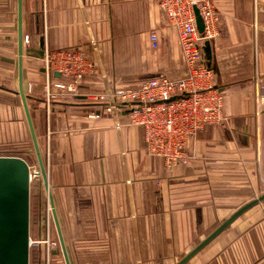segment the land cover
Masks as SVG:
<instances>
[{"label":"crops","instance_id":"crops-1","mask_svg":"<svg viewBox=\"0 0 264 264\" xmlns=\"http://www.w3.org/2000/svg\"><path fill=\"white\" fill-rule=\"evenodd\" d=\"M215 2L220 34L205 60L228 120L190 139L192 157L168 173L163 159L147 153L141 126L123 113L88 117L98 105L85 97L107 82L129 87L119 81L120 68H133L137 85L183 73L178 32L156 0H23L24 85L38 89L29 105L72 264H157L160 245L194 244L187 254L240 208L231 200L247 183L264 181V10L251 0ZM48 49L85 51L107 77L86 79L77 95L47 108L38 92ZM16 76L18 82V0H0V84L14 85ZM0 134L32 142L22 105L0 104ZM260 204L186 264H264Z\"/></svg>","mask_w":264,"mask_h":264},{"label":"built area","instance_id":"built-area-1","mask_svg":"<svg viewBox=\"0 0 264 264\" xmlns=\"http://www.w3.org/2000/svg\"><path fill=\"white\" fill-rule=\"evenodd\" d=\"M156 2L178 32L184 59L183 73L177 77L151 78L132 87L118 88L108 84L106 89L89 91L85 97L98 105L88 117L123 113L131 124L141 126L147 153L163 159L169 170L190 160L192 156L187 150L190 139L207 126L222 124L228 117L223 112L224 95L215 84V71L205 60L206 43L220 34L215 0ZM196 9L204 24L203 32L198 29ZM150 39L153 47L157 48L159 36L156 31L150 33ZM28 40L26 36L25 41ZM41 60L46 81L38 93L43 94L47 108L52 101L68 100L77 95L86 79L107 77L99 64L82 50L48 49ZM54 73H59L60 77H55ZM24 88L29 96L37 92L34 82L25 84ZM173 97L175 99L171 100ZM31 169L37 171L35 166ZM49 226L46 221L44 238L30 239V245L37 247L43 244V240L48 255L54 254L58 246L57 241L50 240Z\"/></svg>","mask_w":264,"mask_h":264},{"label":"water","instance_id":"water-1","mask_svg":"<svg viewBox=\"0 0 264 264\" xmlns=\"http://www.w3.org/2000/svg\"><path fill=\"white\" fill-rule=\"evenodd\" d=\"M195 11L198 29L200 32H203V21L199 15V11L197 9ZM204 50L208 55L211 54L210 42L206 43ZM23 57V0H18V91H16V93L21 98L31 134L37 159V171L32 170L29 163L21 157L0 155V264H30V197L32 173L38 177H42L44 189L48 194L53 222L60 243V249L56 250L54 253H62L65 264H72L56 210L54 196L50 188L46 164L35 129L29 105L30 96L25 92L24 88ZM54 76L59 77L60 74L54 73ZM173 99H175V97L171 100ZM261 202H264V193L236 210L176 264H186L222 231L229 227L238 217Z\"/></svg>","mask_w":264,"mask_h":264},{"label":"rangeland","instance_id":"rangeland-1","mask_svg":"<svg viewBox=\"0 0 264 264\" xmlns=\"http://www.w3.org/2000/svg\"><path fill=\"white\" fill-rule=\"evenodd\" d=\"M251 1L252 3H254V6L256 5L258 7L259 10H264V0H251ZM40 63H41L40 65H42V60L40 61ZM131 69L133 68L118 69L119 70L118 71L119 81L121 84H124V86H129V87L136 86L138 81L131 82V80H135L137 78L141 80L140 77H135V75H138V74H135L136 72L134 71L132 72ZM139 70L143 71L144 73L146 72L145 68L139 69ZM121 81H128V82L124 83ZM44 83L41 84L42 88H43ZM107 85H108V82H107ZM111 87H115V86L111 85ZM16 91H18L17 76L15 79L14 85L11 82L8 83L7 81L4 83H1L0 84V104L4 106H8L12 104L22 105L21 98L16 93ZM39 91L41 90L39 89ZM41 97H44L43 94H41ZM128 124L134 125L130 123L129 118H128ZM134 126H139V125H134ZM15 136L18 137V135H16V132H15ZM7 139H8L7 137L5 140L3 138L0 139V155L18 156V157L25 159L29 163V165L37 167L36 155L34 152V148L32 146V142H30V138L20 140L21 141V144L19 143L20 145L15 144L13 140L8 141ZM144 140H145V134H144ZM24 141H26V144H24ZM187 163L188 162L184 164H187ZM184 164H177L176 167H174L173 169H169L170 171L168 170L166 165L165 164L164 165H165L166 172L173 173L175 168L182 166ZM31 181H32L31 197H30L31 237L37 240V233L40 232V229H39L40 223L43 225L44 224L43 222L47 221L50 224L49 226L50 240L58 242V246L56 245L57 246L56 250H58L60 249V243L57 237L55 225L53 223L52 212L49 210L48 194L44 189L42 177L41 176L38 177L35 175L33 176V179ZM247 185L248 186H246L244 195L241 196L240 199L234 198L233 200H231V203H237L236 206L242 207L244 204L259 197L260 195L264 193V181L260 180L259 185H257V187H254L253 183L251 182L247 183ZM224 198L227 199L226 196ZM226 199L224 201L225 203H227ZM261 203H264V202H261ZM231 213L232 211L225 212L224 213L225 217L230 215ZM44 228L45 227L42 228L43 230L42 238H44L45 236ZM42 242L43 244L40 245L39 247L31 246L30 264H65L63 256L61 255L62 253L49 254L50 257L53 255V257L50 259L49 255L46 254V249L44 247V241L42 240ZM193 246L194 244L160 245L161 260L158 261L157 264H176L183 256L186 255V252L188 251V249H190Z\"/></svg>","mask_w":264,"mask_h":264},{"label":"bare ground","instance_id":"bare-ground-1","mask_svg":"<svg viewBox=\"0 0 264 264\" xmlns=\"http://www.w3.org/2000/svg\"><path fill=\"white\" fill-rule=\"evenodd\" d=\"M33 176H35L34 173L31 174V180L33 179ZM49 210L51 211V207H50V205H49ZM51 212H52V211H51ZM34 240H36V239H34Z\"/></svg>","mask_w":264,"mask_h":264}]
</instances>
